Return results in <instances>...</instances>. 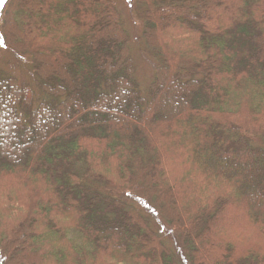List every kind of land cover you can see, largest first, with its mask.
<instances>
[{"label": "trees", "instance_id": "1", "mask_svg": "<svg viewBox=\"0 0 264 264\" xmlns=\"http://www.w3.org/2000/svg\"><path fill=\"white\" fill-rule=\"evenodd\" d=\"M132 3L145 87L117 0L0 10V264H264V0Z\"/></svg>", "mask_w": 264, "mask_h": 264}, {"label": "rangeland", "instance_id": "2", "mask_svg": "<svg viewBox=\"0 0 264 264\" xmlns=\"http://www.w3.org/2000/svg\"><path fill=\"white\" fill-rule=\"evenodd\" d=\"M117 4L123 21L131 36V46L136 64L137 79L140 85L145 87L146 83L150 79L153 60L144 52L141 46V42L139 40L140 22L135 14L132 0H117ZM28 65L29 62L27 56L10 51L0 40V66L15 75L19 80L33 83V77L28 69ZM34 93L35 97L39 98V92L35 89V87ZM127 198L130 202L140 208L141 212L149 218L153 228L162 236L165 243L173 248V250L177 252L178 257L181 258L182 254H180L181 252L176 238L173 236L168 225H166V223L158 215H156L154 209L138 193H128ZM236 225H239V222ZM232 226L233 224L230 223L229 228ZM227 233L233 234V231L228 229Z\"/></svg>", "mask_w": 264, "mask_h": 264}, {"label": "snow or ice", "instance_id": "3", "mask_svg": "<svg viewBox=\"0 0 264 264\" xmlns=\"http://www.w3.org/2000/svg\"><path fill=\"white\" fill-rule=\"evenodd\" d=\"M6 6V0H0V10H3Z\"/></svg>", "mask_w": 264, "mask_h": 264}]
</instances>
